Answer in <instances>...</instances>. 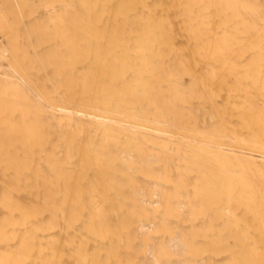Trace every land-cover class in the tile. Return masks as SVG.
<instances>
[{
  "label": "bare ground",
  "instance_id": "bare-ground-1",
  "mask_svg": "<svg viewBox=\"0 0 264 264\" xmlns=\"http://www.w3.org/2000/svg\"><path fill=\"white\" fill-rule=\"evenodd\" d=\"M0 264H264V0H0Z\"/></svg>",
  "mask_w": 264,
  "mask_h": 264
}]
</instances>
